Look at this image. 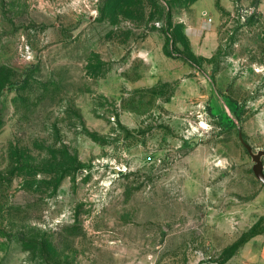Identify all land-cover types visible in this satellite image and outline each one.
I'll use <instances>...</instances> for the list:
<instances>
[{
  "label": "rangeland",
  "instance_id": "obj_1",
  "mask_svg": "<svg viewBox=\"0 0 264 264\" xmlns=\"http://www.w3.org/2000/svg\"><path fill=\"white\" fill-rule=\"evenodd\" d=\"M0 86V264H263L264 0H0Z\"/></svg>",
  "mask_w": 264,
  "mask_h": 264
},
{
  "label": "water",
  "instance_id": "obj_2",
  "mask_svg": "<svg viewBox=\"0 0 264 264\" xmlns=\"http://www.w3.org/2000/svg\"><path fill=\"white\" fill-rule=\"evenodd\" d=\"M238 139L240 141V144L243 146V148L246 150L248 155L250 156L252 160V172L257 181H259L262 185H264V171H263V164H262V156L264 155V151H258L254 153L252 151V148L244 141L242 138L241 133L238 134ZM197 142V140H195Z\"/></svg>",
  "mask_w": 264,
  "mask_h": 264
},
{
  "label": "trees",
  "instance_id": "obj_3",
  "mask_svg": "<svg viewBox=\"0 0 264 264\" xmlns=\"http://www.w3.org/2000/svg\"><path fill=\"white\" fill-rule=\"evenodd\" d=\"M1 87V86H0ZM2 127V120L0 119V128ZM238 246V244H236V245H234V246H232L231 248H229V249H227L225 252H229L228 254H227V256L228 257H230L232 254H233V252H234V248H236ZM229 250H231V251H229Z\"/></svg>",
  "mask_w": 264,
  "mask_h": 264
},
{
  "label": "crops",
  "instance_id": "obj_4",
  "mask_svg": "<svg viewBox=\"0 0 264 264\" xmlns=\"http://www.w3.org/2000/svg\"><path fill=\"white\" fill-rule=\"evenodd\" d=\"M260 260L262 261V263L264 264V248L262 250V252L260 253Z\"/></svg>",
  "mask_w": 264,
  "mask_h": 264
}]
</instances>
